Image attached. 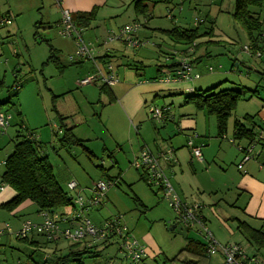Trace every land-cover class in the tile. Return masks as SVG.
Masks as SVG:
<instances>
[{
	"label": "rangeland",
	"instance_id": "374dc122",
	"mask_svg": "<svg viewBox=\"0 0 264 264\" xmlns=\"http://www.w3.org/2000/svg\"><path fill=\"white\" fill-rule=\"evenodd\" d=\"M66 1L62 5L71 10ZM149 4L151 7L149 13L152 16L149 23L147 22L148 18L141 15L139 22H142L143 26L141 25L140 30L134 33V37L142 44L135 48L123 41L116 40L107 42L108 45L119 43L120 54L128 56L127 60H131L130 62L143 61L146 65L144 75L137 76V78H148L157 72L159 63L171 62V59L167 57L168 54L174 53L173 47L185 48L183 44L173 43L171 37L163 30L175 25L195 26L198 19H213L215 35L201 37L197 40L200 42L197 48H195L196 46H187V49H196L192 56L200 57V59L196 64L194 63V67H199L203 70L204 75H209L206 78L209 83L203 85V90L218 83H221V88L232 87L238 90L249 88L251 91L258 88L256 95L250 100H241L238 103L231 115L229 129H232L231 123L236 118L249 124L250 121L244 119L245 114L257 113L261 106L259 101L264 102V74L261 73L264 72V64L261 67V61L257 60L260 57H255L257 58L255 59L244 51V46L250 45V42L246 29L232 14L235 0H170L169 2L149 0ZM98 9L97 19L92 22L89 32H86L83 37L86 44L90 39H93L90 48L101 46L98 42L101 43L103 38L100 36L96 40L95 36V32L99 33L98 27L117 31L127 24L134 23L133 19L136 16L132 0H107V3ZM0 13L10 19L9 23L0 25V78L4 80L5 84L0 91V101L6 102L1 105L0 110L8 111L12 115L11 125L7 128L9 133L6 132L7 129L4 130L5 140L0 145V161L13 151V138L21 124L26 127V129L22 128L23 133H34L36 140L42 143L50 157L58 182L71 195L81 189L84 197L90 195V188L87 189V186L92 187L95 182L101 179L108 180L99 165L107 169L114 164V167L109 170V174L113 175L121 170L122 174L118 185L111 187L103 203L86 212V215L96 223L106 216L122 215L128 226L133 227L138 224L135 234L140 237L141 234L149 233L150 236L144 238V242L148 246L151 244L155 246V248L152 247L153 249L150 248L152 255L148 253L147 264H172L169 258L177 254L187 243L185 235L181 231L171 230V226L175 222L173 220L177 215L168 200L163 198L160 190L154 186L150 187L145 180L139 178L140 170L131 165L133 159L130 161L128 159L131 158L130 145L138 141L139 133L147 135L146 139L149 143L151 141L153 143V138L161 136L160 131H163L164 136L170 134L168 129H165V120L152 118L150 107L166 106L172 112L178 106V101L175 100L172 105H163L162 97H156L153 102V97H149L150 104L144 106L139 114L142 118L139 119V116L132 118L125 113L122 105L115 104L116 101L111 102L104 94L100 96L99 86H103L102 82L80 86L78 83L80 78L96 72L94 63L92 60H82L86 62L83 64H80V61L76 59L70 61V55H73L77 49L76 41L59 33L58 23L62 14L61 7L55 0H0ZM205 25H201L202 30L205 29ZM108 34L104 35V41L108 40ZM209 40L218 42L208 43ZM51 45L56 48L62 62L66 65L70 64L64 74H60L62 72L53 61L47 63ZM96 54L98 53L95 50L93 56L98 59L99 56H95ZM239 60L243 64L238 63ZM262 61H264V54ZM119 62L121 61L115 62V69H122L123 65L117 66ZM221 66L224 67L221 68ZM210 67H213L214 71H207V68ZM231 69L232 72H229L227 76L218 75L221 71ZM121 80L122 77L119 74V82ZM17 84L18 89L15 87ZM67 86H72L69 94L60 96L68 90ZM87 90L91 91L90 95ZM85 94L89 100L84 99ZM248 94H252V92ZM8 99H10L9 102H7ZM78 102L80 104L78 115H80L74 116L67 125L76 124L72 123L74 121L80 122L73 130L79 138L84 139L83 145H64L61 140L63 128L59 114L61 112L65 114L77 113ZM18 108L21 111V116L17 114ZM205 113L197 112L199 123L203 128L200 127L208 130L207 137L203 138L208 140L209 131L214 132V136H217L215 129L217 122L215 115ZM167 123L171 125L172 129L174 128L173 120L169 119ZM139 124L143 127H139ZM0 131L2 134L3 130L0 129ZM212 134L211 136H213ZM215 138L219 142L217 137ZM224 142L228 144L227 140ZM149 145L151 146V144ZM232 147L237 148L235 145ZM188 150L184 146L177 150L181 153L178 158L176 156L178 161L174 166V168L177 167L176 174L174 172L171 174L165 172V174L173 184L176 180L183 181L188 193L189 204H201V208L204 209V214L208 218L207 227L216 238L219 235L222 239L228 238L230 239L228 243H235L233 240L243 238V242L247 244V237L245 238L242 230L238 228L241 221L237 219L242 218L240 216L243 205L236 203L234 195L236 187L226 186V183L230 182L229 178L234 176L232 167H235L237 172L239 171L235 163H231L233 161L226 163L222 157L223 154L219 153L214 161L206 165L208 167L210 164L209 171L215 180L214 183L202 185L203 188L199 191L196 184H203L205 175L202 173L206 167L197 166L198 161H194L197 168L196 174L187 162L182 167L184 174L179 167L182 162L180 156L189 155ZM89 151H92V154ZM241 153L238 151L239 160L242 157ZM116 160L117 164H115ZM4 168L3 165H0V170ZM69 181H75L78 184L76 190L68 189ZM191 194L194 197L198 196L200 203H193L195 200ZM136 197H139L144 205L139 203ZM36 207L35 205L27 209L26 218L35 221L38 219L35 212ZM189 236L205 241L201 234V226L198 224L189 229ZM16 243L26 245L27 249L30 247L29 244L27 245L21 240ZM67 244L64 241L63 245ZM257 246L262 248L258 244ZM117 248L118 243H113L97 254L87 253L84 255L82 264H121L120 262L111 263V260L117 261L121 257L126 262L127 260L119 251L120 254L117 258L111 257ZM249 251L251 253L252 249ZM221 255L219 252L212 255L211 263L219 262ZM260 256L264 258V248H262ZM34 257L39 263L43 262L42 253H37ZM126 263L129 264L128 261ZM222 263L223 258L218 264Z\"/></svg>",
	"mask_w": 264,
	"mask_h": 264
},
{
	"label": "crops",
	"instance_id": "0c3cea01",
	"mask_svg": "<svg viewBox=\"0 0 264 264\" xmlns=\"http://www.w3.org/2000/svg\"><path fill=\"white\" fill-rule=\"evenodd\" d=\"M163 1L169 2L170 0H163ZM106 3H107V0H67L66 1V4L72 10V14L90 12L93 10L96 11L95 17L92 20H90V22L88 23L87 26H83V25L80 26L83 28L82 37H84L86 32H89V28H90V26H92V22L97 19V17H98L97 12L99 10L98 7H101L102 5H105ZM150 4H149V12H150V8H151ZM0 15H3V13H0ZM141 15L148 18L147 22L152 17V16H150V13H148V15L136 13V16L133 19V21L139 22V20H140L139 18ZM207 19L211 20L209 18H207ZM203 21H204V19H202L200 21V23ZM213 22L215 23L214 20H213ZM206 23L208 24L207 21L205 22V24ZM142 26H143V23H142ZM175 26H180V25H175ZM175 26H173V27H175ZM173 27L168 28L166 30L172 29ZM180 27H184V26H180ZM98 29H99V33L95 32L96 40H98V38L100 36L103 38V40H101V43H100V41L98 42V44H100L101 46H99L97 48L93 47L94 48V54H95V50H96V52L98 54H96L95 56L109 55V58L105 61L99 60L95 57L93 59H83V60H92L94 63L95 70L97 69L98 66L105 68L106 65L109 63L115 67L114 64H115V62H117V60L121 61V62H119V64L117 66L123 65V66H121L122 69H119V68L116 69V71H118V73L122 77V80L120 82H118L117 84L113 85L112 87H107L103 91H101L99 89L100 96H102V94H104L107 96V98L111 102L116 101L115 104L122 105L124 110H125V113L128 114L132 118L138 117L141 110L143 109V107L148 106V103H149L148 98L149 97H153L152 102L156 99V97H162L163 105H165V104H167V105L171 104L172 105L175 103V100L178 101L177 102L178 106H176V108L173 109L172 112H170V116H172V118H166L165 119V123H166L165 129H168L170 134H167V136H164L163 131H160L161 136L158 138H153L152 139L153 143H152V141H151V143H149V142H147V139H146L147 135H143V134L139 133L138 141L136 143L133 142L130 145V152L129 153H130L131 158H129L128 160L130 161V159H133L135 156H138L141 153L142 149H145V148L148 149V147H151V148H149V150L152 151L153 153H158L160 150H163L166 147H173L175 149V155L178 158L182 150L181 151H177V150L181 146H184V147H187V149H189L188 150L189 155L180 156L182 158V162L180 163L179 167L182 169L183 164L185 162H187L188 165L192 167L191 169H193L194 174H196L197 173V168H196V164H195L196 161H198L197 166L206 167L207 163L214 161L217 158L216 156L219 153H222L223 154L222 157H223V159H225V162L228 163L230 161H233L231 163H235L237 169L239 170L237 172L234 169L235 167H232L233 172H234V176L232 175L228 180L230 182L226 183V186H228L230 188L234 187V186L236 187L235 188L236 191L234 193L236 203H240V205H243L241 216H240L242 218H237V219L240 220L241 222H244L245 224L249 225V227H251L253 229L261 230L264 233V156H263L264 155V144L261 147V152L258 155H256L254 158H252L251 160L247 161L243 165L242 169H239L238 164L242 160V157L239 160L238 151L242 152L240 150V146L247 145L250 142V139L245 138V137L241 138V139H236L234 122L237 118L235 120H233V122L231 123L232 124L231 130L229 129V122H230L231 117L229 118L227 131L223 136H220L218 134V128L215 126L217 136H214V132L209 131V133H210L209 139L207 140V139L203 138V137H207L208 130L202 129L203 127L199 123V117H198L199 115L197 114L198 111H203V110L197 109L193 104H191L192 107L190 108L191 105H187L190 103H186V96L188 94L192 93L194 90H197V89L203 90V85L206 83H209V82H207V79H206L209 75H204L202 69H199V67L196 68V66L194 67V63L196 64L200 59V57L192 56V53H195L196 49H194V50H192V48L187 49L188 48L187 45H185L183 43H178V42H175L174 40H172L173 43L185 45V48L178 49L176 47H173L174 53L168 54V57H167L168 59H171V62H181L182 58H187L191 64L190 78L180 79V80H172V79L166 80L165 77L172 76L173 72L168 73V67H164L161 70V73L156 72L153 76H150L148 78L143 77L141 79H138L137 76H139V75L143 76L144 75V70H145V66H146L144 64V62L142 61L143 65H144L143 70H140L139 72H137L136 69H134V68L128 67L126 64L128 62H130L131 60H129V59L127 60L128 56L120 54V51H121L119 48L120 44L119 43H113L112 45H110V44L108 45L107 42H109V41H106V40L104 41V38H105L104 35L106 33H109L110 30H108V28H99V27H98ZM138 30H140V29H138ZM214 35H215V31H214L213 35H211L209 37H213ZM92 40L93 39H90L88 41V43L90 45H91ZM76 46H77V44H76ZM92 46H93V44H92ZM73 49H75V48L73 47ZM252 57L255 58L254 56H252ZM235 59L238 60V58H235ZM255 59H257V58H255ZM257 60L261 61L260 65H261V67H263L262 65L264 64V61H262V57L258 58ZM139 61H141V60H139ZM84 62L85 61L81 60L79 63L83 64ZM171 62H169V63H171ZM90 63L93 64L91 61H90ZM163 63H164V61L161 64H163ZM167 63L168 62H165L164 64H167ZM238 63L243 64V62L241 60H239ZM68 66H70V64H67V67L60 74H64L67 71V69L69 68ZM223 67L224 66H221V68H223ZM207 71H214V68L213 67L207 68ZM229 72H232V69L228 70V71H221V73H218V75L220 74V76L221 75L227 76ZM211 85H214V84H211ZM71 87L72 86H67L68 90L64 91L65 93L61 94L60 96L68 95L69 91L72 89ZM211 87H213V86H211ZM99 88H100V86H99ZM8 91L12 94V92L9 90V88H8ZM87 91L89 92V95H90L91 91H89V90H87ZM253 96H255V95H253ZM251 98H249L247 100H250ZM84 99L89 100V98L86 94H85ZM0 102H5V101L1 100ZM111 102H109V103H111ZM259 102L261 103V106H260L259 110L257 111V113L245 114V115H249V116H254V118H251L249 124H247L248 122H245V121H242L239 119L247 127L253 128V126H254L255 132H258L259 130H264V102L263 103L261 101H259ZM76 107H77V109H76L77 113L65 114V113L61 112V114L64 117H67L63 121L64 124L67 125L68 121L73 120L74 116L77 117L80 115V114L78 115V112L80 109L79 102H78V105ZM161 107H165V106H161ZM203 112H205V111H203ZM141 118L142 117L139 116V119H141ZM169 119L173 120V122L175 123L173 129H172L171 125H169L167 123V122H169ZM72 123H76V124H72V125L69 124V126L68 125L67 126L68 127L72 126L75 128L76 125L80 124V122H78V121H74ZM139 127H143V126L141 124H139ZM6 132L9 133L8 129L6 130ZM73 132H74V130H73ZM211 133H213L212 134L213 136H211ZM2 134H4V135H2ZM2 134H0V141H1L0 145L3 144L4 140H5V131L4 130L2 131ZM74 134L78 139L84 141V139L79 138L75 132H74ZM194 135H197V137H194ZM193 137H194V143L196 145L201 146L202 160L194 158L192 153H191L190 148L187 145L189 139H191ZM211 137H212V139H211ZM215 137H217L219 142H217ZM225 140L228 141V144L224 142ZM149 144H151V146ZM234 145L237 148L232 147ZM42 148H43L45 154L48 155L45 151L44 146ZM120 149H122L121 146H120ZM258 149H260V148H258ZM119 153H121V151H119ZM9 154H10V152L2 159V161H0V165H3L5 167V160H6L7 156H9ZM91 154H92V151H91ZM241 155L243 156L242 153H241ZM48 157H49V155H48ZM111 157H113V156L111 155ZM49 159H50V157H49ZM117 162L118 161L116 160L115 164H117ZM174 166H176V164H174L173 166L166 165L165 166V172L166 173L168 172L170 174L172 172H174V174H176L177 167L174 168ZM113 167H114V164L107 169L104 168V170H106L107 173L106 174H104L105 172H102V173L105 176H107L108 178L111 177V178L115 179L118 175H120V177H121V174H122L121 170H119L117 173H115L113 175L109 174V170H111ZM99 168L101 169L100 165H99ZM209 168H210V164L208 165V167H206L204 169L205 171H203V173H202L205 175V180H204L203 184L202 183L196 184L197 190H199V191L203 188L202 185H204V184L212 185L215 181L214 178L210 175ZM4 169L0 170V182H1V175L4 171ZM104 170H102V171H104ZM141 172L142 171H140V173ZM181 172L184 174L183 169L181 170ZM140 173H139V178L141 179ZM68 183H67V187H68ZM173 186L176 189V191L179 193L181 198L186 203L189 204L190 201H189V198L187 197L188 193H187V190L185 189V187L183 185V181L182 180H176L175 183L173 184ZM86 188L89 189L91 187L87 186ZM63 189L66 190L64 187H63ZM155 193H156V190H155ZM14 195H15V190L11 186L4 184V189L0 190V229L6 228V225H7L8 230H6L5 233L0 238V252H1L2 257L6 263H8V264H52L53 258H55L57 256H63L65 254H68L70 252V250H72V249H73L72 251H74V250L78 251V250H82L84 247L87 246L88 240L81 242L79 245H73L72 243H70L66 240L48 242L44 236H42L36 232L31 233L26 239L17 238L16 232L20 229L22 223L25 220L30 219V218H26V215L28 214L27 209H29L35 205L30 200H27V201L23 202L22 204H20L17 208H15L12 211H8L7 209L2 208L1 205L5 202L9 201ZM90 196H91V192H90V195H85L86 198H88ZM108 197H109V195H108ZM191 197H194L193 194H191ZM136 198L139 199V197H136ZM194 200L195 201L193 203L199 202L198 196L194 197ZM139 201L141 202L142 205H144L141 200H139ZM190 205H192V204H190ZM193 205H195V204H193ZM200 206H201V204H200ZM73 210H74V207L72 205H70L67 207H62V208L57 209V212L72 213ZM35 212L37 213L36 215H37L38 219H36V221L32 220V219H30V220L33 222H37V223L42 222L43 217H42L41 211H39L38 207H36ZM201 212H202V215L204 217L205 222L207 223L208 218L204 214V209L201 208ZM108 217L109 216H106V217L100 219L97 223L94 222L93 220L92 221L97 225H101L104 222V220L107 219ZM173 222L176 223V218L173 220ZM72 225L73 224L71 222H61V227H67V226H72ZM128 227L132 231V234L137 239H139V241H141L142 243H144L147 246V252L152 255L150 248H152V247L155 248V246L153 244H151V246H148L146 244V242H144V238L150 236L149 233L141 234L140 237H138L135 234V228L138 227V224L134 225L133 227L129 225ZM238 228H240V227L238 226ZM241 230L243 232L242 234L244 235V237L245 238L247 237L246 238L248 241L247 244H245L243 242L242 236H241V238H242L241 240L240 239L233 240V242L241 244L245 253L250 258L254 259V262H251V263L247 262L246 264H255L256 261L264 264V258H262L260 256L261 250L264 247L259 248L257 246L256 242H254L243 229H241ZM220 237H221L220 235L217 236V238L215 237L218 242H220V243L230 242V239H228V238L222 239ZM18 240L25 242L27 245L29 244L30 247H28V249H27L26 245L16 243V241H18ZM64 241H66L68 244L63 245ZM94 246L97 247V249L100 250V252H101L102 250H104L105 248H107L111 245H109V244L103 245L101 242H95ZM71 247H72V249H71ZM250 249H252L251 253L249 251ZM65 251H67V252H65ZM118 251H119V249L117 248V251H115L111 257L117 258L120 254ZM37 253H42V260H43L42 263H39L35 259L34 256ZM147 256H148V254H147ZM147 256L145 258H143V261L141 262V264H147ZM46 257H48V258L46 259ZM219 258H220V260L216 264H218L222 261V258H223L222 255ZM122 260H123V258L121 257L120 259L118 258L117 261L111 260V263H119L120 262L121 264H127L126 263L127 261L125 262L124 260L123 261Z\"/></svg>",
	"mask_w": 264,
	"mask_h": 264
},
{
	"label": "trees",
	"instance_id": "16d2710c",
	"mask_svg": "<svg viewBox=\"0 0 264 264\" xmlns=\"http://www.w3.org/2000/svg\"><path fill=\"white\" fill-rule=\"evenodd\" d=\"M149 0H132L134 10L137 14L149 13ZM170 11V10H169ZM96 11L83 12L79 14H73V19L76 24L80 26H87L90 20L95 17ZM235 19L241 23L246 29L248 39L251 45V56L262 57L264 54V0H235V8L233 11ZM205 29H201V25L205 24ZM167 33L172 40L178 43H183L187 46L200 45L197 40L201 37L211 36L214 33V22L213 19L208 20L204 18V21L196 23L195 26L180 27L175 26L169 30H163ZM218 42V41H207ZM261 52V56H256V51ZM109 58V55L99 56L98 59L105 61ZM48 62L53 61L58 67L60 72H63L67 67L61 59L58 57L56 48L50 46V55ZM128 67L136 69L137 72L143 70L142 61L128 62ZM164 67H168V73L174 72L180 67L179 62H171L167 64H158L157 72L161 73ZM264 74V72H261ZM161 75V74H160ZM141 76V75H139ZM221 83L215 86L202 90L197 89L186 96V103L193 104L197 109L205 111L207 114L215 115L218 134L223 136L228 127V121L233 111L236 109L238 103L241 100H247L253 95H256L258 88L250 90L249 88H241L240 90L235 88H221ZM4 80L0 79V91L4 86ZM17 89V85L15 86ZM107 87L100 86V90L103 91ZM252 92V94H248ZM10 99L7 100L9 102ZM6 102H0L3 105ZM164 110V117L162 120L170 117V111L168 107ZM17 114L21 116V111L17 110ZM61 127L63 128V136L61 138L62 143L65 144H81L83 141L78 139L73 129L74 127H67L63 121L67 118L62 114H59ZM254 116L245 115L244 119L250 121ZM23 127L20 124L16 135L13 138L14 149L7 156L5 160V169L1 175V184H7L15 190V195L7 202L1 205L2 208L12 211L17 208L23 202L30 200L35 204L39 211L46 210L48 212H57V209L67 207L73 204V197L76 195L69 194L68 191L64 190L58 182L53 165L43 150L41 142L36 140V137L31 136V132L27 134L23 133ZM235 137L236 139L248 138L250 140L255 136L254 126L253 128L247 127L242 121L236 119L234 122ZM90 152V151H89ZM91 153V152H90ZM101 166V165H100ZM104 170V167L101 166ZM106 174V170H104ZM141 179L146 181L145 173L142 171ZM110 180H116V185L119 183L120 175L115 179L109 177ZM147 182V181H146ZM152 187L150 184H148ZM70 189V188H69ZM137 199V198H136ZM138 201L140 199H137ZM139 203H141L139 201ZM73 206V205H72ZM177 223V221H176ZM180 225V224H178ZM239 227L243 229L247 235L258 244L260 247H264V233L261 230L253 229L244 222H240ZM188 234L185 236L186 245L180 249L177 254L169 258L172 264H211V255L207 251V244L205 241L197 240L189 236V229L184 227ZM176 230V229H173ZM19 238V237H17ZM27 238V237H26ZM20 238V239H26ZM48 242H52L47 239ZM81 242L72 243L73 245H79ZM107 243L104 245H111ZM72 249V247H71ZM73 250V249H72ZM63 256H57L53 258L52 264H82V260L85 254L94 253L97 254L100 250L97 247H84L82 250H74ZM48 257H46L47 259ZM80 258V261L77 259Z\"/></svg>",
	"mask_w": 264,
	"mask_h": 264
},
{
	"label": "built area",
	"instance_id": "2783aa9c",
	"mask_svg": "<svg viewBox=\"0 0 264 264\" xmlns=\"http://www.w3.org/2000/svg\"><path fill=\"white\" fill-rule=\"evenodd\" d=\"M61 7L62 17L58 23L59 33L66 37H71L76 41L77 49L73 55H70L71 60L81 61L83 59L94 58V48H90V44H86L82 37V27H79L73 19L72 11L65 8L62 4L64 0H55ZM201 19L197 20V23ZM8 16L0 15V25L9 23ZM142 23L134 22L121 27L117 31L110 30L107 41H123L129 46L139 47L142 43L134 37V33L140 28ZM264 25V21H263ZM244 51L251 53V45H245ZM256 56H261L259 50L256 51ZM180 67L177 68L172 76L165 77L166 80H180L190 78L191 64L187 58H182ZM102 82L103 85L112 87L119 82V74L112 64H107L105 68L98 66L95 73L86 75L78 80L80 86ZM18 87V84H17ZM165 108L150 107L152 118L162 120L164 117ZM12 115L8 111L0 110V129L6 130L11 125ZM255 136L245 146H240L242 151V160L238 164V168L242 169L243 165L254 158L261 152V147L264 144V130L255 132ZM31 136L35 137L34 133ZM197 137V135H194ZM194 137L189 139L187 145L191 150L194 158L202 160V150L200 145L194 143ZM260 148V149H258ZM257 153V154H256ZM175 149L166 147L158 153H153L149 149H142L138 156H135L131 165L145 173L146 181L151 186L156 187L163 194V198L168 200L173 208L176 216V221L183 227L192 228L195 224L201 226V234H203L207 244V251L212 256L218 252L223 256L222 264H246L254 262L244 251L239 243H220L216 240L214 234L207 227L204 217L201 212V206L198 204L190 205L186 203L179 193L174 188L171 180L165 174V166H173L177 164ZM116 185V180H98L90 188L91 196L86 198L82 194V189L79 190L73 197L72 213L48 212L41 211L43 217L42 222H33L30 219L25 220L20 229L16 232V237L26 238L31 233L36 232L46 239L54 242L58 240H66L70 243L83 242L88 240L87 247H93L95 242H101L103 245L107 243H118L119 252L129 262V264H141L143 258L148 254L147 246L139 241L129 229L127 223L123 220L122 215L110 216L104 220L101 225L95 224L87 215L86 212L100 206L108 190ZM70 190H76L78 184L75 181L68 183ZM4 189V184L0 185V190ZM61 222H71L72 226L61 227ZM8 230L0 229V238ZM0 264H8L4 261L0 252ZM255 264H262L255 262Z\"/></svg>",
	"mask_w": 264,
	"mask_h": 264
},
{
	"label": "water",
	"instance_id": "95a60500",
	"mask_svg": "<svg viewBox=\"0 0 264 264\" xmlns=\"http://www.w3.org/2000/svg\"><path fill=\"white\" fill-rule=\"evenodd\" d=\"M173 229H177L178 231H181L185 236L188 234L187 230L182 225H178V223H174L171 226V230ZM77 261H80V258H78Z\"/></svg>",
	"mask_w": 264,
	"mask_h": 264
}]
</instances>
